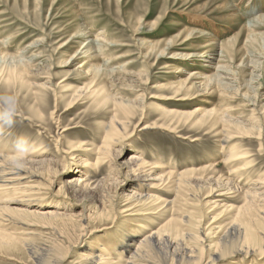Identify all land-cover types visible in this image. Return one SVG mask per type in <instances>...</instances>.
Returning a JSON list of instances; mask_svg holds the SVG:
<instances>
[{
    "label": "rangeland",
    "instance_id": "1",
    "mask_svg": "<svg viewBox=\"0 0 264 264\" xmlns=\"http://www.w3.org/2000/svg\"><path fill=\"white\" fill-rule=\"evenodd\" d=\"M259 14L264 15V0H0V150L9 156H30L33 148H40L41 159L50 164L44 166L46 171L44 167L34 169L46 174L50 184L36 177L31 182L23 179V184L37 187L46 203L74 214L0 212V264H38L35 257L42 249L59 264H80V254L103 247L116 256L121 254L120 246L128 232L144 233L147 229L143 231L142 224L156 229L177 217L176 210L161 211L163 216L160 212L151 219L142 213L125 216L120 196L136 189L138 181H123V174H118L116 181H123L120 190L114 182L102 181L110 174L107 166L89 174L91 183L98 185L95 192L83 195L63 189L59 193L74 173L73 162L88 156L78 152L77 157L70 158L67 151L80 140L91 146L102 144L103 125L114 113L112 102L116 98L137 107L129 131L141 118L121 151L120 162H127L130 154L138 151L148 161L159 160L175 169L212 165V170L198 173L197 178L182 185L179 193L166 184L154 193L167 200L174 199L175 193L180 195V205L193 215L191 228L197 233L228 222L231 211L225 206H240L243 198L233 193L218 196V188L205 198L230 171L223 163L220 125L198 123L194 118L180 122L175 130L163 129L154 126L156 122L168 123L156 108L228 111L245 127L252 122L250 136L232 128L234 138L228 146L248 151L253 160L252 176H264V18L257 19ZM213 35L218 40L214 54L209 51L207 57L194 60L187 57L205 50L206 36ZM89 46L92 49L87 56L84 51ZM69 53L78 55V64L62 66ZM220 62L232 76L224 79L226 88L215 80L200 85L201 78L196 81L190 77L199 71L214 77V67ZM103 86V92L115 98L108 104L101 95L94 100L86 93L89 87ZM75 90L82 94L73 100ZM208 115L210 119L215 116ZM142 124L149 127L142 129ZM64 162L68 164L62 170ZM55 174L57 183H52ZM243 178L247 180V176ZM221 185L231 191L229 185ZM22 194L11 192L9 196L22 200ZM83 216L88 219L82 221ZM8 234L16 238L2 239ZM244 263L235 257L221 264Z\"/></svg>",
    "mask_w": 264,
    "mask_h": 264
},
{
    "label": "bare ground",
    "instance_id": "2",
    "mask_svg": "<svg viewBox=\"0 0 264 264\" xmlns=\"http://www.w3.org/2000/svg\"><path fill=\"white\" fill-rule=\"evenodd\" d=\"M242 10L246 9L243 8ZM233 12H236L235 8ZM258 18L261 20L264 18V15L257 17V19ZM197 21L201 23L200 20ZM208 35L211 34L209 33ZM206 37L207 40L204 45L205 48H203L205 50L199 51L198 54H189L187 56L189 59L194 60L199 56L207 57V52L212 51V54H214L217 51L215 49V44H217L218 41L217 38L214 35ZM221 48L222 49L220 50V55L221 57H224L225 51L223 47ZM91 49L92 48H90L89 46L86 51H83L86 52L87 56H89L90 54L88 55V52ZM77 60L78 55L74 53L70 55L66 54L65 58L62 61V66L76 65L78 64ZM19 62L25 65L24 60H19ZM204 67L211 66L209 64H204ZM214 69L216 72L215 75H213L214 77L211 78H209V76H205L201 71L194 72L191 74V76H189L196 79V81L201 78L200 81H198L200 85L204 84V81H207L208 83H206L209 84L212 80H215L217 81V83H220L224 88H226L225 86L227 85V82L224 81V79H229L230 77L232 78L231 73L221 62L216 67H214ZM11 72H13V70H11ZM202 77L205 78L202 79ZM85 89L84 91H86ZM103 90L104 86L101 88L89 87L87 88L86 93L88 92V94L92 96L94 100H97L101 95L107 104L112 101V99H115L113 98L112 94L108 93L107 91L103 92ZM78 91L79 90L74 91L73 100L81 96L82 92L79 93ZM117 99L118 98H116L114 102H112V104L114 105V113L112 112L110 120L103 125L104 137L102 144L100 146H91L88 145V143L82 142L80 140V142H75L70 146V149L67 151V154H69L70 158L77 157L78 154L76 153L78 152L88 154V156L80 157L77 161L74 160L75 162L73 163L75 167L72 168L74 173L68 179L67 184L61 185L59 193L63 192V189H69L70 192L72 190L74 192H80L83 195L90 194L92 190L94 191L98 189V185H94V183H91L89 174L93 173L91 171L97 173L96 171L99 169V167L107 166L109 168L110 174L109 176L106 175L107 177H105L102 181L106 180L107 183L114 182L116 184L114 185L120 190H123V181H138L136 186L138 187V189H140L139 191L136 187L137 190L134 189L132 192L128 194L123 193L120 196V199H122L121 202L123 203L121 207L123 208L122 211H125V213L127 212L125 216L142 213L143 215H148L150 218L154 217L161 211L167 212L168 210H176L178 213L177 217L171 218L156 229H153L152 227L149 228V226L142 224L140 228L143 229V231L147 229V232H128L122 242V245L120 246L119 252L121 254H117L115 256L112 254L110 249H107L105 247L100 249H91L89 253L80 254V258L82 260V263L80 264H221L226 258L234 259L235 257H240V259L242 258L243 262H245L244 264H250V262L264 264V176L261 175L262 177L259 176L257 179L252 176L253 160L250 159L252 157L248 151L239 150L236 147L229 148L228 146L230 138L233 137L231 135L233 134L231 132L232 128L237 129L238 132L236 133L238 134H246L250 136V134L252 135L253 133L250 131V129L253 130L254 124L250 122V124H248L249 128L247 126L245 127L243 126L244 123L241 122L242 120L239 121V119L233 117L228 111H219L217 113H213L207 109H203L200 107H197L192 111H184L179 110L174 106H157L156 111L160 112L161 117L165 120H168V123L163 124L160 122L161 124H159L158 122H156L155 125L153 124L156 127L167 130H175L177 124H179L180 122H188L194 118V121L198 123L201 122L203 124L204 122H207L215 126L220 125L218 133H220L219 140L222 145L221 151L222 153L224 152L223 163L228 165L230 168V171L227 173L228 176L226 178L224 177L225 180H227L228 184L225 182V180H219V185L217 187L211 188L210 191L206 194L205 198L211 196L212 194L214 195L215 191L217 190H219L218 196L225 197L227 196V194L233 193L234 196H241L243 198V203L240 206H225L226 209H229V211H231L228 222H226L224 225L220 224L217 227H211L206 230L204 229V231H200V233H197L195 230H192L193 228H191L193 215L190 214V211L180 205L182 202V198L177 193H179L178 189L182 185H186V183H188L192 177L196 176L198 173H206L208 172V170H212L213 166L207 165L204 168L186 167L182 170L175 169L174 167L165 165L159 160L153 162L148 161L143 157L142 153L138 151L132 152L130 154V157L128 158V161L121 163V151L127 144L126 141L128 140V138H130L132 133L136 131L141 118L138 119L137 122H135L132 130L129 131L128 127H130V125L133 123V118L136 113H138L134 109H137V107L131 104L128 100ZM140 106L142 107V110H144L143 107L145 106H142V104H140L138 107L140 108ZM115 107H117V109ZM208 114H213L215 116L212 117L213 119H210L209 117H211V115L209 116ZM145 125H141L142 127H144L142 129H147L149 127V125ZM65 130L66 129H63V131ZM241 149H243V147H241ZM41 154L42 150H40V148H33V150L30 152V156H9L0 150V212L6 213L9 211L12 213L20 212L22 214L38 216L67 215L68 217H73L74 214H66L59 210V205L53 204L51 202L46 203V201L42 200L43 198L40 196V191L37 190V187L23 184V179L31 182L32 178L35 177L41 178L42 180L49 183L47 181V178L45 177L46 174L44 175L43 172L37 170L39 167H44L46 164H50L48 160H45L44 158L41 159ZM67 164L68 163L66 162L62 164V170L64 167H67ZM35 166L37 167V169H34L36 168ZM46 170L47 169L45 168L44 171ZM118 174H123L124 176L123 181H118L119 183L115 178V176H117ZM243 175L247 176V180L243 178ZM56 176V174L55 176H53L55 181L57 180ZM218 179L219 177L217 178V180ZM55 181H52V183H57V181ZM221 183L229 185L231 191H226L227 189H224ZM165 184L168 186V189L172 188L177 192L175 193L176 196L174 197V199H162L159 195L154 193L155 189H159L161 188V185ZM216 188L218 189L216 190ZM101 190H103V188ZM11 192L15 194L23 192V194L20 195L22 196V200H16L15 196H9ZM175 201L179 203L178 207ZM23 202H25V204ZM34 202L37 203V206H35ZM16 203H20L22 204V206H14V204ZM215 204L216 203H214V205ZM182 205H184V203ZM161 215L163 216L164 214L162 213ZM211 216L212 218L215 217H213V215ZM86 218L87 216L81 217L82 221L88 219ZM212 220H215V218ZM8 235L9 236H4L2 239L5 238L7 241H9L16 238L11 234ZM48 250H50V248H48ZM129 250L131 251V253H128L129 255L126 256L125 253ZM114 251L118 250H116L115 248ZM40 252L41 254L35 257L37 258L36 260L38 264H59L56 261L49 259V253L47 249H42V251L40 250Z\"/></svg>",
    "mask_w": 264,
    "mask_h": 264
}]
</instances>
